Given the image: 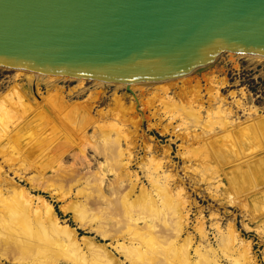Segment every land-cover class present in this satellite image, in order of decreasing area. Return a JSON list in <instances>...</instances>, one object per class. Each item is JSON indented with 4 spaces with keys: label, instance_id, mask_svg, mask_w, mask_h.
<instances>
[{
    "label": "rangeland",
    "instance_id": "rangeland-1",
    "mask_svg": "<svg viewBox=\"0 0 264 264\" xmlns=\"http://www.w3.org/2000/svg\"><path fill=\"white\" fill-rule=\"evenodd\" d=\"M228 52H219L207 66L188 75L190 77L187 76V79L183 78L182 82H171L166 91L152 86L128 88L113 83H97L91 78H86L82 84L71 78H43L33 83L34 80L27 76H16L13 68L0 66V112L8 113L4 119L0 116L2 179L23 185L36 198L43 196L47 199L59 223L74 230L80 242V252L87 254L88 250L80 240L83 236H96L94 239L105 243L110 240H102L90 228L89 217L78 222L71 211H63L60 207L70 199L81 196L78 190L83 189L86 182L92 183L94 174L103 176L106 181L115 178L112 169H116L118 164L106 148L104 136L109 124L117 123L124 131L120 133L119 142L123 150V162H128L129 169L138 172V189L141 184L149 185L144 169L150 165V160L160 159L162 169L170 171L175 179L183 182V192L188 195L189 230L192 231L201 211L211 245L218 248L215 227L212 225L215 217L224 231L228 222H232L239 237L250 244L256 264H264V170L260 176H253L250 174L252 169H249L250 185L234 189L229 174L223 173L227 169L224 166L221 169L223 164L220 166L213 155V161L205 157L204 150L210 148L204 138L208 139L213 136L212 133L220 132L216 122L212 121V127L209 126V121L214 118L206 114V110H210L209 107L215 103V99H212L214 91L211 89L217 85V91L225 99L223 105H228L233 111V116L240 122L238 126H242L250 137L259 139L253 151H261L260 155H264V136L254 126L253 114L246 113L235 103L236 98L241 99L264 115V58L255 59ZM16 84L19 86H14ZM52 84L62 87L61 90L53 93L50 89ZM35 88H38V95L34 93ZM180 88L186 91L184 96ZM188 90L192 91L188 93ZM192 93L199 96L193 98L195 95ZM17 94L20 95L18 100L14 99ZM60 95L61 99L58 98ZM185 95L188 97L186 99H194L197 103L200 101L198 104L202 107L197 108L201 121L197 119L198 122H195L183 116ZM39 96L45 99L40 100ZM76 103L78 105H73ZM206 121L208 128L203 129ZM52 169L60 170L59 180ZM7 188L5 182L0 185V189ZM48 188L64 195L66 201L57 200ZM228 191H234L232 196L237 198L234 197L235 200L240 197V200L228 201ZM240 191L247 193L245 197ZM216 193L219 197L215 196ZM242 202L247 203V207L241 205ZM59 253L56 254L58 258L55 257L56 264H83L85 261L81 254ZM25 254L9 261L2 259V262L30 264L35 261ZM222 263L228 264L225 258Z\"/></svg>",
    "mask_w": 264,
    "mask_h": 264
},
{
    "label": "bare ground",
    "instance_id": "bare-ground-1",
    "mask_svg": "<svg viewBox=\"0 0 264 264\" xmlns=\"http://www.w3.org/2000/svg\"><path fill=\"white\" fill-rule=\"evenodd\" d=\"M226 51H229L228 53L230 54H244L247 57L255 59L264 58V55L261 54ZM209 63L201 68H204ZM13 69L16 71V76H27L31 80H34L32 81L33 83L43 78L49 80L71 78L82 84L86 78H89L21 68ZM196 70H192L186 75L177 78L156 79L150 82H119L97 78L91 79L103 84L113 83L116 86L123 85L128 88L152 86L166 91L171 86V82L172 84H174L173 81L182 82L183 78L187 79V76ZM224 81L225 79H223ZM14 86L19 85L16 84ZM217 87L219 86L217 85ZM61 88L60 86H56V84H52L50 87L53 93L60 91ZM216 88L211 89V91H214L212 99H215V103L213 102V106L209 107L210 110H206V114L212 115L214 118L209 121V126L212 127V121L216 122L219 125L220 132H214L212 133L213 136L208 139L204 138L205 140L203 139L208 143L210 148L204 150L205 157L213 161L214 156L220 166L223 164L221 169H227L223 173L227 172L229 174L230 183L234 186V189L245 185L249 186L250 174L260 176L264 170V155H260L261 151H253V146L259 139L250 137L245 133L242 126H238L240 122L237 121L236 116H233V111L231 112L230 107L223 105L225 99H223L219 93L220 91L218 90V92ZM181 90L184 96L186 91ZM19 93L21 92L19 91ZM34 93L39 94L38 88H35ZM18 94L14 99H19L20 95L18 96ZM194 95L192 96L193 98L199 96L197 93ZM38 98L40 100L45 99L41 96ZM58 98L61 99L62 96L60 95ZM186 98L188 97L186 96ZM116 101H118L117 98ZM185 103L182 107L183 116L189 117V120L197 121L200 117L197 107L201 105L194 102V99H186ZM235 103L246 113L253 114L252 119H255L254 126L257 128L258 133L264 136V115L260 114L256 107L245 104L241 99L236 98ZM10 105L12 106V104ZM2 112H0V116H3L4 119V115L8 113L3 114ZM5 117H8V115ZM199 120L201 121V119ZM200 121L199 123H201ZM195 122L194 124H197ZM206 122L205 125L202 124L204 126L203 129L206 127V124L208 125V121ZM233 126L235 127L232 128ZM230 130L231 133L229 132ZM254 130L256 129L254 128ZM121 132L124 131L117 123L109 124L104 136L106 148L109 149L112 158L118 164L116 165V169H112L115 178L106 181L103 176L98 177V175L94 174L92 183L86 182L83 185V189L80 188L78 190L77 193H82L81 196L76 199H70L64 205L61 204L60 207L63 211H71L73 217L78 222L89 217L91 221L90 228L97 232L102 240L109 239L110 242L105 243L94 239L96 236H83L80 240L87 248L88 253L80 252V242L77 240L74 230L59 223L53 206L47 199L43 196L36 198L30 195L23 185L8 179H2L0 175V185L3 182L8 184L6 190L0 189V264H4L2 259L9 261L18 258L23 253L29 255V258L31 256L32 259H35L30 264H56L55 257L58 258L56 254L59 252L62 254H81L80 256L85 260L83 264H223V258L226 259L228 264H256L250 244L239 237L232 222H228L227 228L224 231L221 229L218 218L215 217V222L212 225L215 227L214 236L216 237L218 248H213L211 245L212 243L209 239L201 211H199V215L196 217L197 220L192 231L189 230L190 214L188 204L186 205L188 195H185V191L183 192V182L181 179H175L170 171L162 169L160 159L153 158L152 161L150 160V165L147 169H144L149 185L141 184L138 189L137 186L140 181L138 172L129 169L128 162H123V150L119 143ZM1 134L4 133L2 132ZM198 136H201V134ZM203 145L206 144L203 142ZM209 150H211L212 154ZM219 169L216 168V170ZM249 169H252L251 173ZM52 171H56L54 176L59 180L61 178L60 170L52 169ZM48 189L52 191V196L57 200L66 201L64 195L56 193L51 188ZM48 192L51 193L50 191ZM233 192L228 191V201L235 202L240 200V197L238 200H235L236 197L232 196ZM247 193L242 194L245 197ZM215 196L219 197V194L216 193ZM246 204L244 202L241 203L244 207ZM23 258L24 256H22Z\"/></svg>",
    "mask_w": 264,
    "mask_h": 264
},
{
    "label": "water",
    "instance_id": "water-1",
    "mask_svg": "<svg viewBox=\"0 0 264 264\" xmlns=\"http://www.w3.org/2000/svg\"><path fill=\"white\" fill-rule=\"evenodd\" d=\"M264 55V0H0V66L173 79L223 51Z\"/></svg>",
    "mask_w": 264,
    "mask_h": 264
}]
</instances>
